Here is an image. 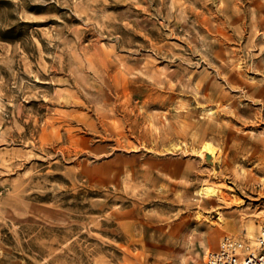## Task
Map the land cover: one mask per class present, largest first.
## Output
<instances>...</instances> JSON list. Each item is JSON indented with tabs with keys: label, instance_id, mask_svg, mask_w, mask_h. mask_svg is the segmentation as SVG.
<instances>
[{
	"label": "rangeland",
	"instance_id": "1",
	"mask_svg": "<svg viewBox=\"0 0 264 264\" xmlns=\"http://www.w3.org/2000/svg\"><path fill=\"white\" fill-rule=\"evenodd\" d=\"M263 230L264 0H0V264H205Z\"/></svg>",
	"mask_w": 264,
	"mask_h": 264
},
{
	"label": "built area",
	"instance_id": "2",
	"mask_svg": "<svg viewBox=\"0 0 264 264\" xmlns=\"http://www.w3.org/2000/svg\"><path fill=\"white\" fill-rule=\"evenodd\" d=\"M205 264H264V231L254 245L225 236L218 249L207 252Z\"/></svg>",
	"mask_w": 264,
	"mask_h": 264
},
{
	"label": "bare ground",
	"instance_id": "3",
	"mask_svg": "<svg viewBox=\"0 0 264 264\" xmlns=\"http://www.w3.org/2000/svg\"><path fill=\"white\" fill-rule=\"evenodd\" d=\"M114 71H115V69H114ZM116 72H117V69H116ZM123 74H126V73H123ZM58 128V127H57ZM60 128V127H59ZM116 129V128H115ZM118 130V129H117ZM206 146V148H205V150L208 152V153H210L213 157L215 156V149H214V147L210 144V143H208V144H206L205 145ZM206 193L207 194H211L209 191H206ZM252 228V230L254 229L253 227H251ZM252 230H251V232H252ZM264 231V230H263Z\"/></svg>",
	"mask_w": 264,
	"mask_h": 264
},
{
	"label": "water",
	"instance_id": "4",
	"mask_svg": "<svg viewBox=\"0 0 264 264\" xmlns=\"http://www.w3.org/2000/svg\"><path fill=\"white\" fill-rule=\"evenodd\" d=\"M207 157H208L209 159H211V158H212V156H211V154H210V153H207Z\"/></svg>",
	"mask_w": 264,
	"mask_h": 264
}]
</instances>
